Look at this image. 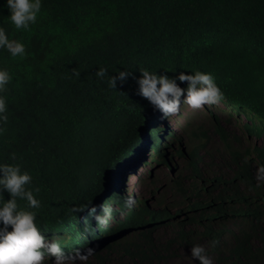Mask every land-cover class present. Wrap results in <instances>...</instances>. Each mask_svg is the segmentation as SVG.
Returning <instances> with one entry per match:
<instances>
[{
  "label": "trees",
  "instance_id": "obj_1",
  "mask_svg": "<svg viewBox=\"0 0 264 264\" xmlns=\"http://www.w3.org/2000/svg\"><path fill=\"white\" fill-rule=\"evenodd\" d=\"M8 15L0 0V27L25 44L26 55L0 50V68L12 76L0 162L32 175L42 232L76 230L82 242L101 240L110 252L114 234L141 231L139 241L114 251L131 264L174 261L191 243L204 247L211 264H264V184L252 178L255 160L245 157L251 151L243 139L215 120L185 129L186 141L175 146L166 116L136 94L145 69L170 78L210 72L225 103L257 121L247 135L264 140V0H42L27 31H17ZM100 67L108 70L103 80L95 76ZM125 70L128 79L110 88L109 77ZM168 148L183 169L152 190L154 206L137 200L116 229L97 226L92 207L125 211L128 198L119 189L123 175L134 174L133 161L169 167ZM253 151L264 162V142ZM13 152L16 161L9 160ZM80 205L90 207L71 212ZM157 223L171 231L153 236Z\"/></svg>",
  "mask_w": 264,
  "mask_h": 264
},
{
  "label": "clouds",
  "instance_id": "obj_2",
  "mask_svg": "<svg viewBox=\"0 0 264 264\" xmlns=\"http://www.w3.org/2000/svg\"><path fill=\"white\" fill-rule=\"evenodd\" d=\"M5 7L9 13L7 17L15 29L27 31L31 25L37 23L42 9V0H5ZM0 50H6L11 57L26 55L25 44L18 39L10 38L8 31L3 27H0ZM107 75L108 70L104 67L98 68L95 72V76L100 80ZM129 76L130 73L127 70L119 71L116 75L109 77L108 86L116 89L117 84L122 85ZM11 81L12 76L9 71L6 68H0V134L4 132L3 126L8 122L7 97L4 93L7 92V86ZM136 82L138 84L136 94L146 99L154 111H158L166 118L178 114L177 110L185 105L191 109H199L202 105H212L221 110L226 115L225 123H232L240 128L241 133L238 137L243 139V144L251 151L245 157L249 156L248 160H255L251 168L253 180L257 185L264 184V162L259 164L253 151L254 147H260L263 143L260 146L249 145L252 144L253 139L262 142L264 140L251 134L247 135L246 132L247 127L258 123L250 118L246 110L238 109L231 103H225V94L212 73L196 70L191 74L181 72L178 76L170 78L145 69L141 71ZM184 82H187L186 86L181 87L180 84ZM210 114L209 120L200 124L213 123L215 120L222 122L221 118L216 116L217 113L210 112ZM242 120L247 123L242 124ZM190 127L193 126L185 129ZM9 160H17L14 152L9 154ZM133 162L136 163V161ZM127 173L121 180L122 188L119 190L122 194H126L123 181L128 176ZM129 175L133 174L129 173ZM39 191V188L33 186L32 175L22 170L21 164L0 162V264H42L43 260H47V264H73V262L85 261L96 250L94 247L99 242L90 241L87 245L81 241L83 233H78L76 230L42 232L37 227V212L42 206L41 200L37 198ZM4 192L9 194V199L4 198ZM124 198H128L125 201L126 210L138 206V199L134 201L131 197ZM21 202L24 203L21 204ZM89 207V205L73 206L71 212L79 214L87 211ZM116 208L119 210L117 205ZM116 208L105 204L103 214H98L101 212V207H92L90 215L95 218L97 226L105 227L114 218ZM43 233H46V236ZM86 237L89 240L88 235ZM76 242L84 243L83 248L76 247ZM214 243V239L208 241L209 248ZM92 247L94 249H91ZM187 257L194 258L197 264H211L204 247L198 243L189 244Z\"/></svg>",
  "mask_w": 264,
  "mask_h": 264
},
{
  "label": "rangeland",
  "instance_id": "obj_3",
  "mask_svg": "<svg viewBox=\"0 0 264 264\" xmlns=\"http://www.w3.org/2000/svg\"><path fill=\"white\" fill-rule=\"evenodd\" d=\"M177 111H179L178 114L171 115L169 118L165 119V125L163 126L164 129L172 130L175 132V135H177L175 136L174 142H173V138L169 139V141L173 142L175 146H178L180 144L178 142L180 140H181L180 142L183 144L186 141L187 137L184 132V129L186 127L196 126L200 123H203L209 120V117L211 115L210 112L211 113L215 112L218 114L216 116L221 118L222 122L220 123V125L221 127L225 129V131H227L228 133L232 132L236 136H239V134L241 133V131L239 130L240 128L238 126H235L232 123H225L224 119L226 118V115H224L221 112V110L215 108L212 105H202L199 109H191L187 105H185L180 110H177ZM241 123L245 124L247 122L245 120H242ZM158 134L161 135V132H159ZM170 142H168V144H170ZM213 143H214V140H212V144ZM262 143L263 142L261 140L253 139L252 144H249V145L250 146H260L262 145ZM149 152H150V149L147 148L142 153L143 156L146 158V161L149 158V156H147ZM173 153H174L173 149L171 148H168L166 151V155L170 161L169 162L170 168L161 163L159 164L156 163L155 160H153V158L150 159L149 163H145V164L139 163V161H137L136 163L134 162L135 167L131 171V172H134V174L129 175V173H127L128 176H126L123 181V189H124V192H126V194H123L122 196L131 197L132 198L131 200L134 199V201L135 199L147 200V203L150 206H154V204L156 203L157 196L156 194L155 196L151 195L152 190H156L157 187H159L164 180L168 179V176L176 175L178 174L179 169L181 170L183 169L182 168V165L184 162L183 159L177 156L175 153L173 155ZM109 206L116 208L115 204H112ZM117 210L118 208H116V211ZM125 212H126V209L125 211L117 212L114 218L105 227L107 229H111V231L116 229L117 225H119L121 221L124 220V217L126 215ZM180 217L182 216L177 217L176 220L180 219ZM157 224L159 225H157V227L153 230L152 232L153 236L162 235L167 230L171 231L170 229L166 228L165 223L164 225H160L161 223H157ZM139 232L135 231L131 233V231L127 232L126 230H124V232H121L119 234H114L113 239H110L111 241H109V243L107 244V245H110V244L113 245V247L111 248L113 250L110 252L107 251L106 246H102L101 240H96V243L99 242L97 247H99L100 249L93 251L92 254L88 256L85 261L73 262V264H131V263H126V261L123 259L122 260L117 259L119 258L118 257L119 255H116V252L114 251L115 249H117V245L119 244H124L126 242L139 241L140 240ZM127 235H129V237L125 238V236ZM103 237L104 238L108 237V234L104 232ZM187 254H188L187 252L181 251L177 259H174V261H170L168 263L162 262V263H154V264H193L192 258L189 259L187 257ZM96 256H103L104 258L106 257L108 258L104 260L103 262H98L99 260H96ZM42 264H47V260H44Z\"/></svg>",
  "mask_w": 264,
  "mask_h": 264
},
{
  "label": "bare ground",
  "instance_id": "obj_4",
  "mask_svg": "<svg viewBox=\"0 0 264 264\" xmlns=\"http://www.w3.org/2000/svg\"><path fill=\"white\" fill-rule=\"evenodd\" d=\"M102 164V163H101ZM140 171V170H139ZM248 176V175H247ZM230 206V205H229ZM239 219V218H238ZM125 229V228H124ZM96 239V238H95Z\"/></svg>",
  "mask_w": 264,
  "mask_h": 264
}]
</instances>
